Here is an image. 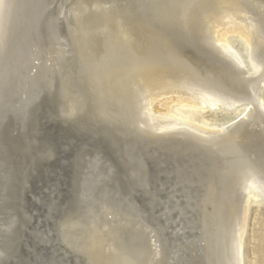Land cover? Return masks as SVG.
I'll return each instance as SVG.
<instances>
[{
	"label": "bare ground",
	"instance_id": "bare-ground-1",
	"mask_svg": "<svg viewBox=\"0 0 264 264\" xmlns=\"http://www.w3.org/2000/svg\"><path fill=\"white\" fill-rule=\"evenodd\" d=\"M263 89L264 0H0V264L26 235L57 257L30 264H244ZM175 104L244 110L210 126ZM47 125L80 145L66 190ZM37 171L53 229L23 198Z\"/></svg>",
	"mask_w": 264,
	"mask_h": 264
},
{
	"label": "rangeland",
	"instance_id": "rangeland-1",
	"mask_svg": "<svg viewBox=\"0 0 264 264\" xmlns=\"http://www.w3.org/2000/svg\"><path fill=\"white\" fill-rule=\"evenodd\" d=\"M230 42L233 44L234 48L237 49L243 55L244 61L247 63L245 53H244V44L242 40L239 39L238 37H231ZM260 96L264 101V89L260 92ZM243 110H244L243 106H238L231 111H224L223 109L213 110L210 108L191 107V106L179 105V104H175L172 107V112L174 114L186 115L198 122L207 123L210 126H220L223 123L230 122L231 120H233L234 117L242 113ZM66 176L67 175L65 174V177ZM69 178L71 180L72 176L70 175L69 177L68 175V178H64V179H69ZM39 191L43 192V189L40 188ZM45 199L47 202H49V200H47L46 198V194H45L44 200ZM49 204L50 202L47 203L48 207H49ZM47 205L45 206L47 208L46 210L48 213L44 215H47V214L48 215L45 216V221L47 220V222H51L50 218L48 217L49 215L52 216V214L54 213L50 212L51 208L48 209ZM40 209L43 211L44 208L40 207ZM49 225H50L49 228L53 229L54 226L52 225V223H50ZM41 228L44 229L43 226H41ZM45 235H47L49 239L51 238L48 232H45ZM51 239H52V243L54 246L55 238L54 239L51 238ZM55 247H56L55 248L56 253L62 257L61 255L62 251L59 250V248L61 249V247H58L57 244H55ZM38 249L39 251L42 250V253L43 251H45V254L43 253L41 254V256H43L46 259H49L48 257H50L51 255L55 256L54 252L50 254V252L52 251L50 247L47 250H45L46 248L44 249L38 248ZM243 263L244 264H264V202L261 199L253 200L249 208V220H248V226H247V231H246V235L244 238V245H243Z\"/></svg>",
	"mask_w": 264,
	"mask_h": 264
},
{
	"label": "water",
	"instance_id": "water-1",
	"mask_svg": "<svg viewBox=\"0 0 264 264\" xmlns=\"http://www.w3.org/2000/svg\"><path fill=\"white\" fill-rule=\"evenodd\" d=\"M41 129H43V131H42V136H44L43 138L44 139L46 138V140L53 141L54 142V147H55V149L59 153H61V154L62 153H65V152L67 153V155H65L62 158L61 164H65L67 162L68 167H69L68 175L70 177V174H72L73 171H75L74 170L75 169L74 168V164H73V161L71 160V156L70 155L71 154H74L75 151H76V154H77L78 151H79V149H80V145H79L77 139L73 141V143L70 145V147L68 146V149H66V151H63V149H65V145H62V144L56 142L57 141L56 138L61 134V130L55 129V128H53L50 125L44 126ZM37 172H38V174H34V172H33V175H32V177L33 178H36L37 180H35V182L32 183V186L33 187L30 189L31 194L30 193L28 194V191H27V193H26V191H24L23 198L25 199V201H27V205H28V208H29L28 213L30 212L33 215H34V213H37V215H38V216H35V218H34L35 220L33 221V225L36 226L38 224V221H39L40 222L39 225L45 227V225H49L50 224V223H48V222L45 221V215L44 214H46L48 212L47 211H44V210H46V208L43 209V211H42L40 209L39 205H36V203L34 202V199H33L34 196H35V198L44 199L45 198V193H47L46 191H45V193H44V191L43 192L37 191L38 190V185L37 184L40 181H43L44 182V179H45V177H44L45 175L42 172H39V171H37ZM70 185L73 187L70 178L69 179H64L63 178V179H61L59 181H56V182L51 181L49 183L48 187L51 188V189H54V187L55 188H57V187H60V188L63 187L65 189H68ZM64 194H65V196H63V199H62L64 202H67L68 200L71 199V197H72L71 193H70V195H68V194H66L64 192ZM66 195H68V196H66ZM25 239H27L26 240L27 241V244H29L28 246L31 247V250L29 252L27 251L29 254L28 253L27 254H24V260L26 259V261H23V263L24 264H30V263L34 262V260H35L34 258L36 256V254H41L42 250L39 251L38 247H35L34 238H32V236L29 237L28 235H26V238ZM43 253L45 254V251H43ZM48 258H49V260H55L57 257L51 255ZM43 264H47V263H43Z\"/></svg>",
	"mask_w": 264,
	"mask_h": 264
},
{
	"label": "snow or ice",
	"instance_id": "snow-or-ice-1",
	"mask_svg": "<svg viewBox=\"0 0 264 264\" xmlns=\"http://www.w3.org/2000/svg\"><path fill=\"white\" fill-rule=\"evenodd\" d=\"M243 2H244V0H237V5L238 6H243ZM208 6L215 7L216 5L215 4H212V5H208Z\"/></svg>",
	"mask_w": 264,
	"mask_h": 264
}]
</instances>
